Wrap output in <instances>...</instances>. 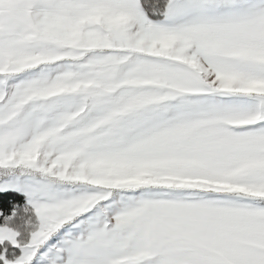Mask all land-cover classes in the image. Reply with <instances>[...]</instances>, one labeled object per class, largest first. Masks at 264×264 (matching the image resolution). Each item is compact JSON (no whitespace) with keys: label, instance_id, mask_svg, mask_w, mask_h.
Listing matches in <instances>:
<instances>
[{"label":"snow or ice","instance_id":"snow-or-ice-1","mask_svg":"<svg viewBox=\"0 0 264 264\" xmlns=\"http://www.w3.org/2000/svg\"><path fill=\"white\" fill-rule=\"evenodd\" d=\"M0 264H264V0H0Z\"/></svg>","mask_w":264,"mask_h":264}]
</instances>
